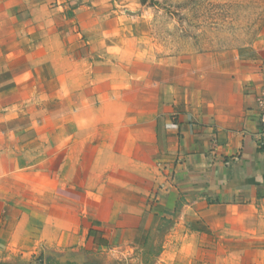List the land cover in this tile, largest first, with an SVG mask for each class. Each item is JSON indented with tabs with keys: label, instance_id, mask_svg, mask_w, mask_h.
<instances>
[{
	"label": "crops",
	"instance_id": "crops-1",
	"mask_svg": "<svg viewBox=\"0 0 264 264\" xmlns=\"http://www.w3.org/2000/svg\"><path fill=\"white\" fill-rule=\"evenodd\" d=\"M37 2L0 0V15H15L12 4H21L32 21L24 31L40 39L23 51L20 74L14 68L20 55L11 60L0 52L5 67H13L5 83L13 84L16 97L12 107H0V264H36L44 245L65 246L66 227L77 229L73 246L97 244L92 229L109 228L117 234H104L101 248L125 228L122 240L135 243L154 197L159 210L190 219L176 221L186 235L168 241L161 264L193 254L176 244L190 239L193 246L198 220L223 243H239L237 252L223 251L224 259L247 257L242 247L255 243L256 264H264V146L256 103L264 92V63L247 61L245 71L227 81L195 71L193 82L173 96L166 92L147 111L134 114L117 97L103 107L92 70L97 62L87 57L83 34L71 35L73 43H63L54 30L42 38L33 25L44 4ZM118 105L133 121L120 125ZM104 111L112 117L105 127Z\"/></svg>",
	"mask_w": 264,
	"mask_h": 264
},
{
	"label": "rangeland",
	"instance_id": "rangeland-1",
	"mask_svg": "<svg viewBox=\"0 0 264 264\" xmlns=\"http://www.w3.org/2000/svg\"><path fill=\"white\" fill-rule=\"evenodd\" d=\"M39 1L36 6L44 4L35 13L33 25L44 34L42 38L54 30L63 43H73L72 36L83 34L87 57L97 62L92 70L101 83L103 107L117 97L128 102L134 114L142 108L147 111L152 102H157L164 94L173 96L180 92V85L193 82L194 76H190L195 71L202 77L219 74L227 81L245 71L247 61L252 66L264 63V0H153L151 6H142L139 0ZM20 6L12 4L15 15L11 12L0 15V52L11 60L20 55L18 66L14 67L19 74L25 69L23 51L40 40L24 31L31 30L27 24L32 21H27L28 11H20ZM64 32L68 35L64 36ZM26 55L33 56L30 50ZM12 68L5 67L0 60L3 79L0 80V107H12L15 103L13 84L5 83V74ZM166 103L168 107L172 105V102ZM114 108L116 114L124 116L120 125L127 124L129 118L133 121L134 114L127 119L129 112L123 106ZM111 118V114L104 111L102 126L110 124ZM58 133L66 138L61 130ZM156 203L157 198H152L140 227V238L135 243L122 240L129 233V228H125L124 235L119 233L112 237L106 248L88 241L73 246L70 244L77 237V229L66 227L65 246L46 244L33 261L36 264L165 263L159 257L165 246L170 245L168 241L176 242L177 236L187 232L176 225V221L190 222V219L180 211L164 213ZM197 224L193 225L197 233L192 247L190 239L176 244L178 249L193 254L180 255L172 264H256L260 261L254 258L259 246L255 243L246 244L245 249L242 247L247 257L224 259L223 251L230 250L233 254L240 249L239 243H223L218 232ZM92 231L95 232L92 238L98 242L105 240L104 234H117L116 228ZM171 248L174 249V244Z\"/></svg>",
	"mask_w": 264,
	"mask_h": 264
},
{
	"label": "built area",
	"instance_id": "built-area-1",
	"mask_svg": "<svg viewBox=\"0 0 264 264\" xmlns=\"http://www.w3.org/2000/svg\"><path fill=\"white\" fill-rule=\"evenodd\" d=\"M256 103L260 124V141L261 145L264 146V92L257 96Z\"/></svg>",
	"mask_w": 264,
	"mask_h": 264
},
{
	"label": "trees",
	"instance_id": "trees-1",
	"mask_svg": "<svg viewBox=\"0 0 264 264\" xmlns=\"http://www.w3.org/2000/svg\"><path fill=\"white\" fill-rule=\"evenodd\" d=\"M139 1H140V3H141L142 6H151V5H153V0H139ZM90 236L95 238V232H93V231L90 232ZM95 242L97 244L105 245V242L104 243L103 242L101 243V242H97L96 240H95Z\"/></svg>",
	"mask_w": 264,
	"mask_h": 264
}]
</instances>
